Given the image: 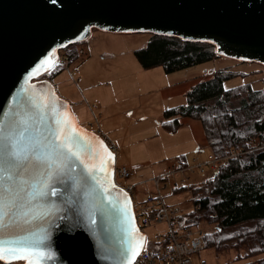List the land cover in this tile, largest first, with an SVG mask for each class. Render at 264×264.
Instances as JSON below:
<instances>
[{"label": "water", "instance_id": "95a60500", "mask_svg": "<svg viewBox=\"0 0 264 264\" xmlns=\"http://www.w3.org/2000/svg\"><path fill=\"white\" fill-rule=\"evenodd\" d=\"M93 28L209 43L264 69V0H0V264H131L143 248L114 153L40 78Z\"/></svg>", "mask_w": 264, "mask_h": 264}, {"label": "rangeland", "instance_id": "374dc122", "mask_svg": "<svg viewBox=\"0 0 264 264\" xmlns=\"http://www.w3.org/2000/svg\"><path fill=\"white\" fill-rule=\"evenodd\" d=\"M149 35L110 33L93 28L89 38L70 46L77 51V58L52 78L56 94L70 104L79 127L97 132L98 123L101 134L114 143L117 148L115 166L148 161L150 166L137 170L124 182L134 187L135 200L154 196L150 181L172 165H178L179 156H185L187 160L192 158L188 165L214 156L207 147L200 122L180 118L181 125L175 132H169L163 124L164 111L184 104L186 92L196 82L206 80L208 71L225 69L233 72L234 76L224 82L226 89L249 83L253 89L264 91V69L258 63L218 57L172 73H165L159 66L143 69L135 51L145 46ZM210 171L170 176L169 187L164 189V183L159 184L164 203L178 207L181 213L189 212L195 197L188 189L199 186L213 174ZM180 179L185 181L184 184L173 190L171 184ZM200 224L208 231L207 236L214 232L209 224ZM165 232L164 224L144 231L149 239H154L156 233L162 235ZM231 258L234 256L218 255L208 248L191 256L194 264H241Z\"/></svg>", "mask_w": 264, "mask_h": 264}, {"label": "trees", "instance_id": "16d2710c", "mask_svg": "<svg viewBox=\"0 0 264 264\" xmlns=\"http://www.w3.org/2000/svg\"><path fill=\"white\" fill-rule=\"evenodd\" d=\"M70 46L41 79L52 82L55 74L77 58ZM135 56L143 69L159 66L165 73L219 57L209 43L151 34ZM207 74L206 80L186 92L184 104L164 111L163 124L169 132L180 127V118L196 120L214 157H226L210 177L188 189L197 199L189 212H180L179 219L187 226L205 222L213 227L204 248L233 255V262L264 264V91L249 83L226 89L224 82L234 76L229 70Z\"/></svg>", "mask_w": 264, "mask_h": 264}, {"label": "built area", "instance_id": "2783aa9c", "mask_svg": "<svg viewBox=\"0 0 264 264\" xmlns=\"http://www.w3.org/2000/svg\"><path fill=\"white\" fill-rule=\"evenodd\" d=\"M96 121V118H95ZM98 134L114 153L117 148L110 142L107 137L101 134L99 125ZM226 157L216 158L209 155L206 161H194L192 165L180 166L172 165L168 171L155 177L150 182L155 190L154 196H145L141 200H135L133 195V186L126 183L142 165L115 166L114 178L125 192L130 195L132 201V209L137 225L142 233L146 228L164 224L166 232L164 234H155L154 239H149L146 234L145 241L141 252L131 264H194L191 256L199 253L204 249V239L207 237L208 231L201 224L197 226H187L180 219V211L176 206H167L160 195L161 187L159 184L164 183L163 188L169 187L167 181L170 176H175L182 172H200L210 169L215 172L220 167ZM186 180V179H185ZM185 181L180 179L174 180L171 186L173 190L180 189V185ZM198 264H205L200 262Z\"/></svg>", "mask_w": 264, "mask_h": 264}, {"label": "crops", "instance_id": "0c3cea01", "mask_svg": "<svg viewBox=\"0 0 264 264\" xmlns=\"http://www.w3.org/2000/svg\"><path fill=\"white\" fill-rule=\"evenodd\" d=\"M202 81V80H201ZM199 82V81H198ZM197 83V82H196ZM108 139V138H107ZM109 140V139H108ZM110 142H112L111 140H109ZM113 143V142H112ZM114 144V143H113ZM185 157V156H184ZM183 156L182 157H180L179 156V158L177 159L178 160V162H179V165H181V166H184V165H182L181 164V162H183V163H185V165H188V164H190V162H191V159L192 158H190L189 160H187L186 159V157L184 158ZM196 157V156H195ZM199 157V155L197 156V158ZM129 165H142L141 166V168L140 169H143L144 167L146 168L147 167V165H149L150 166V164L148 163V161L147 160H144V161H136V162H134V163H131V164H129ZM162 174V173H161Z\"/></svg>", "mask_w": 264, "mask_h": 264}, {"label": "snow or ice", "instance_id": "6c2138e0", "mask_svg": "<svg viewBox=\"0 0 264 264\" xmlns=\"http://www.w3.org/2000/svg\"><path fill=\"white\" fill-rule=\"evenodd\" d=\"M57 140H59V137L54 135L53 136V143H56ZM60 144L62 146V150L66 151L70 154H74V153H72V148L68 147V145L64 141H61ZM138 254H139L138 252L133 253V255H138ZM19 258H23V257H19ZM28 264H32V261H29Z\"/></svg>", "mask_w": 264, "mask_h": 264}, {"label": "flooded vegetation", "instance_id": "af4514ba", "mask_svg": "<svg viewBox=\"0 0 264 264\" xmlns=\"http://www.w3.org/2000/svg\"><path fill=\"white\" fill-rule=\"evenodd\" d=\"M73 45V44H72ZM70 46V45H69Z\"/></svg>", "mask_w": 264, "mask_h": 264}]
</instances>
